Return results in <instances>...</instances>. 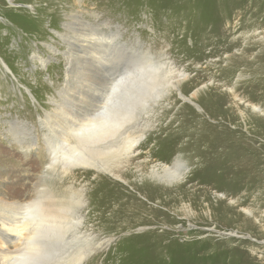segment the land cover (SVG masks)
<instances>
[{"label":"rangeland","instance_id":"374dc122","mask_svg":"<svg viewBox=\"0 0 264 264\" xmlns=\"http://www.w3.org/2000/svg\"><path fill=\"white\" fill-rule=\"evenodd\" d=\"M211 6L212 9L201 7L196 11L189 0H0V200L22 199L46 166L53 177L62 174L66 167L61 143L72 133L73 117H84L87 105L107 98L110 83L141 71L146 65L159 64L163 54L175 71L182 70L192 80L183 99L172 91L158 100V116L150 122L148 132L152 134L144 139L143 148L156 145L153 151H157L170 146L171 152L167 150L163 158V162L170 163L178 155V149L191 145L201 132L218 137L226 130L237 131L235 123L244 133L246 126L241 111L245 117L249 111L237 106L236 101L231 104L228 91L231 86L240 85L241 96L258 101V91L252 95L246 85L261 74L242 65L241 57L242 52L250 50V45L256 48L248 53L249 59L258 51L264 57L261 48L264 38L253 35L262 32L264 36V9L255 16L242 10L240 17L231 19L225 3L215 1ZM223 16L226 37L206 38L207 29ZM186 98L193 102L184 101ZM182 106L190 107L193 114L190 116ZM200 165L199 160H191L189 175ZM213 176L204 175L206 179ZM78 178L87 183L86 197L95 192L94 208L81 226L83 230L91 225L88 233H92V240L79 242L91 249L97 242L105 244L110 240L105 249L92 251L86 264H156L155 259L141 256L143 250H135L140 239L132 236L148 231L164 237L150 243L160 253L156 259L161 264H168L170 259L166 256L174 243L184 245L180 247L188 252L197 250V246L199 251L214 252L223 248L224 243L241 238L253 243L260 253L253 256L254 263L264 264V242L261 243L264 194L244 206L252 214L250 219L259 224L262 234L256 236L254 232L199 220L209 217L207 200L203 197L195 200L192 213L185 212L182 207L189 205L191 199L174 187L155 196L148 188L142 189L145 182L151 186L152 182L136 180L125 172V178L142 194L139 196L106 173L99 179L96 172L79 173ZM185 190H192L190 184ZM129 193L147 207L166 213L172 221L168 226L182 228L185 235L171 233L164 221L159 222L146 210L135 212L128 205ZM146 195L155 197L146 201ZM208 195L215 204L214 193L208 190ZM167 197L177 200L168 204ZM20 212L0 206V214L5 218L23 217ZM133 220L142 221L128 223ZM146 221L156 224H143ZM205 240L209 244L202 247L200 244ZM68 242L62 239L58 247H70L66 246L70 245ZM14 248L18 250L14 252ZM20 250L19 241L8 242L0 236V264L19 255ZM227 255L223 257L228 260Z\"/></svg>","mask_w":264,"mask_h":264},{"label":"bare ground","instance_id":"6f19581e","mask_svg":"<svg viewBox=\"0 0 264 264\" xmlns=\"http://www.w3.org/2000/svg\"><path fill=\"white\" fill-rule=\"evenodd\" d=\"M189 1L196 11L201 10V7L212 9L211 3L215 1L225 3L224 8L231 19L240 17L242 10L255 16V13L264 9V0ZM236 7L239 12L234 11ZM223 18L224 16L220 17V21L207 29L206 38L214 36L216 39V36L226 35L228 31L223 28ZM236 20L239 22L240 18ZM256 34L264 38L262 32L253 33L254 36ZM255 48V45H250L248 52H242L241 62L253 73L261 74L255 80L263 81L256 83L253 80L246 85L252 95L258 91V101L241 96L240 85H233L228 91L231 104L236 101L237 106L242 105L249 111L246 117L241 111L246 131L241 133L240 125L233 123L237 131L226 130L218 137L201 132L196 135L191 145L185 144L178 149V155L170 163L163 162L167 150L171 152L170 146H165L162 151H153L156 145L143 148V141L146 136L152 134L148 132V128L153 117L158 116V100L172 91L183 99L186 86L192 79L182 70L175 71L172 62L166 61L167 57L163 54L159 64L149 67L146 65L141 71L124 75L116 83H110L111 89L107 98L99 103L87 105L84 117H73L70 127L72 133L67 135L68 140L63 139L61 143L66 170L58 177H53L48 170L49 166H46L42 168L32 189L22 199L11 202L0 200V206L19 209V214H23L20 218H5L0 214L1 238L8 242L10 239L19 241L22 249L19 255L11 257L5 264H86L92 251L96 252L108 246L110 240L105 244L97 242L91 249L79 242L92 240V233H88L92 229L91 225L83 230L81 226H84L86 217L91 215L94 208L92 202L95 200L94 191L86 197L87 183L79 180V173L96 172L98 179L103 173L109 174L131 187L133 193L136 191L139 196L142 194L125 178V172L130 173L136 180L152 182V186L145 182L142 189L148 188V192L155 193V196L168 193L170 188L174 187L191 199L189 205L182 207L185 212L192 213L196 206L195 200L200 197L207 200L209 217L199 220L213 222L216 226L223 224L224 227H233L237 231L254 232L256 236L262 234L258 228L259 224L250 219L252 214L244 207L257 195L264 194V57H261L258 51L249 59L248 53ZM261 48L264 50L263 46ZM195 92H199V88H195ZM259 93L263 94L259 96ZM185 100L192 101L191 98ZM181 108L186 112L188 109L190 116L193 114L190 107ZM153 158L156 161H153ZM191 160H199L201 165L189 175L188 163ZM207 173L214 175L213 178L206 179L204 175ZM189 184L191 191L185 190V186ZM196 185L203 186L195 188ZM103 189L105 191L104 186ZM208 190L214 193L215 204L209 201ZM127 196L128 205L134 207L135 212L146 210L159 222L164 221L171 233L185 235L182 228L168 226L172 221L167 219L166 213L147 207L131 193ZM154 197L144 196L146 201H152ZM236 197H239V200H235ZM96 200L100 199L96 196ZM176 200L167 197L165 202L175 203ZM140 221L133 220L128 223L136 224ZM121 222L123 224V220ZM146 223L156 224L151 221L143 224ZM132 237L140 239L135 250H143L141 256L151 257L152 261L156 260L154 263L161 264L160 260L156 259L160 253L152 248L150 243L152 240L164 238L162 234L148 231ZM62 239H68L70 245L66 246L70 247H58ZM207 244L209 241L205 240L200 245L204 247ZM180 246L184 245H172L166 256V259H170L168 264H211L215 261L213 258L218 256L215 264H255L253 256L260 254L255 245L245 238L224 243L223 248L214 252L199 251L200 246L196 247L197 250L188 252ZM215 248L218 249V245ZM17 250L14 248V252ZM226 255L230 259L223 257Z\"/></svg>","mask_w":264,"mask_h":264}]
</instances>
